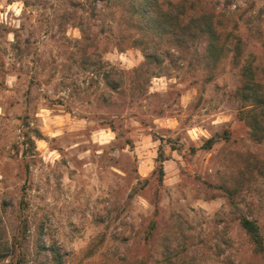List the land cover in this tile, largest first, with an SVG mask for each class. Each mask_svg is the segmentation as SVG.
<instances>
[{
	"label": "rangeland",
	"instance_id": "rangeland-1",
	"mask_svg": "<svg viewBox=\"0 0 264 264\" xmlns=\"http://www.w3.org/2000/svg\"><path fill=\"white\" fill-rule=\"evenodd\" d=\"M122 4L0 0V264H264L239 225L264 235V141L239 118V66L210 72L164 41L143 66ZM225 10L263 80L264 0Z\"/></svg>",
	"mask_w": 264,
	"mask_h": 264
},
{
	"label": "trees",
	"instance_id": "trees-1",
	"mask_svg": "<svg viewBox=\"0 0 264 264\" xmlns=\"http://www.w3.org/2000/svg\"><path fill=\"white\" fill-rule=\"evenodd\" d=\"M231 3L232 0H123L120 24L123 32L128 33L129 38L138 42L143 50V66L158 64V51L161 50L160 43L163 41L169 44L168 49L174 51L186 43L192 57L197 58L198 63L210 72L228 56L232 64L239 66L240 85L236 89V96L242 104L239 118L250 129L251 139L259 143L264 141V79L261 80L257 75L252 55L247 54L245 60L242 59L247 45L244 32H235L221 21V12L226 11L225 8L230 7ZM81 33L84 34L82 31ZM142 70L141 66L133 72ZM106 81L114 86L113 81ZM228 138L229 132H222L204 140L200 148L211 149L216 143ZM166 142L172 151H180L171 140L167 139ZM189 150L195 152L193 147H189ZM165 160L164 153L159 150V182L163 176L162 162ZM239 225L247 235L254 254H263L264 235L257 222L240 216ZM153 227L154 224L151 223L150 230ZM37 247L41 252L44 249L39 242ZM7 256L9 246L0 242V258ZM61 259L59 254H53L49 258L50 263L44 264H62Z\"/></svg>",
	"mask_w": 264,
	"mask_h": 264
}]
</instances>
